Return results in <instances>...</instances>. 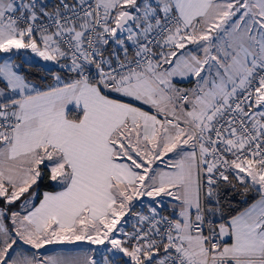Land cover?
I'll use <instances>...</instances> for the list:
<instances>
[{
    "label": "snow or ice",
    "instance_id": "6c2138e0",
    "mask_svg": "<svg viewBox=\"0 0 264 264\" xmlns=\"http://www.w3.org/2000/svg\"><path fill=\"white\" fill-rule=\"evenodd\" d=\"M0 54V264H264V0H0Z\"/></svg>",
    "mask_w": 264,
    "mask_h": 264
},
{
    "label": "trees",
    "instance_id": "16d2710c",
    "mask_svg": "<svg viewBox=\"0 0 264 264\" xmlns=\"http://www.w3.org/2000/svg\"><path fill=\"white\" fill-rule=\"evenodd\" d=\"M20 55L21 54H18L16 56V58L20 57ZM20 71L23 74H26L31 80H33V82H36V83H41V82L51 83V80H52L51 76L48 75L47 74V70H45L39 64L23 65V66H21ZM45 73H46V75H45ZM45 184H47V182H45ZM45 190L52 191V190H56V189H52V188H48V187H42L41 188V192L45 191ZM255 195H256L255 193H252L247 198L241 197V196H237L234 199L225 201L224 203H225L226 212H230L231 214H235L236 212L243 210L245 207L249 206V204L253 202L252 197L255 196ZM16 209H14V210H16ZM170 213L171 212H170L169 209H167V208L163 209V214L169 215Z\"/></svg>",
    "mask_w": 264,
    "mask_h": 264
},
{
    "label": "rangeland",
    "instance_id": "374dc122",
    "mask_svg": "<svg viewBox=\"0 0 264 264\" xmlns=\"http://www.w3.org/2000/svg\"><path fill=\"white\" fill-rule=\"evenodd\" d=\"M18 54H21V55H20V57L16 58V56ZM7 58L8 57L5 54H0V62H3V59H7ZM11 58H12L13 62H15L17 64H20L21 66L39 64L45 70H47L49 68H52V69L56 68V66L52 65L50 62H48V63L43 62L38 57H35L34 54H32L31 52L25 51V50H21L19 53H15ZM45 75H46V73H45ZM185 87H191V86L187 85ZM170 155H172V154H170ZM160 168L163 169V170H168V169L164 168L163 164L160 165ZM144 200H145V203H149L147 198H144ZM171 203H175V202L170 201L169 198H165V200H164L165 207H167V206L170 207ZM16 210H19V209L17 208ZM85 245H86V247H90V248H95L96 247V246H90V245H88L86 243H85Z\"/></svg>",
    "mask_w": 264,
    "mask_h": 264
},
{
    "label": "crops",
    "instance_id": "0c3cea01",
    "mask_svg": "<svg viewBox=\"0 0 264 264\" xmlns=\"http://www.w3.org/2000/svg\"><path fill=\"white\" fill-rule=\"evenodd\" d=\"M192 86L191 84H185L183 86ZM171 205L170 207H164L170 210L171 212ZM90 247H86L85 243L83 242H78L77 244H73V245H57V244H52V245H47L45 247V249H42L41 252H44L48 255H61V254H82L83 252H85L87 249H89Z\"/></svg>",
    "mask_w": 264,
    "mask_h": 264
},
{
    "label": "built area",
    "instance_id": "2783aa9c",
    "mask_svg": "<svg viewBox=\"0 0 264 264\" xmlns=\"http://www.w3.org/2000/svg\"><path fill=\"white\" fill-rule=\"evenodd\" d=\"M164 215H166V214H164Z\"/></svg>",
    "mask_w": 264,
    "mask_h": 264
}]
</instances>
